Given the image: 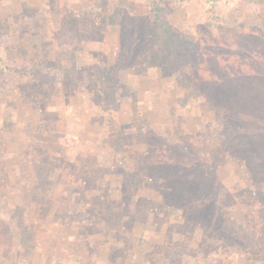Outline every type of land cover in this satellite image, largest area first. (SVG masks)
<instances>
[{"label": "rangeland", "instance_id": "1", "mask_svg": "<svg viewBox=\"0 0 264 264\" xmlns=\"http://www.w3.org/2000/svg\"><path fill=\"white\" fill-rule=\"evenodd\" d=\"M159 1L191 69L150 0H0V264H264V0Z\"/></svg>", "mask_w": 264, "mask_h": 264}, {"label": "trees", "instance_id": "2", "mask_svg": "<svg viewBox=\"0 0 264 264\" xmlns=\"http://www.w3.org/2000/svg\"><path fill=\"white\" fill-rule=\"evenodd\" d=\"M152 3V7L153 9L156 11L157 17L158 19H160L159 21V25H161V28L159 29V46L161 48V54L165 53V60H171L173 62L176 63H182L183 61H185L184 63L187 64L186 68H190L191 66H196L198 64V59L194 53V47H193V43H194V39L190 38L187 34H176V35H171L170 29L168 28V25L166 26V19L164 18L163 14V6L161 4V2L159 0H150ZM3 26L7 28V24L3 23ZM5 28V32L4 34L7 33ZM3 29L0 25V30ZM2 36L0 34V43L2 41ZM36 65V66H35ZM41 64H34L31 66V68L29 69L30 72H22V74H29L32 75V78L34 77V75L36 74V69L35 67L39 66ZM172 65V64H171ZM173 66H170V68ZM176 69L175 67H173V70ZM235 226V225H234ZM242 228V227H241ZM263 232H260L262 231ZM241 233L243 236H245L246 238H248L252 243L254 244H260L261 240H263L264 242V226L261 230L259 229H248L245 228L243 230H241Z\"/></svg>", "mask_w": 264, "mask_h": 264}]
</instances>
